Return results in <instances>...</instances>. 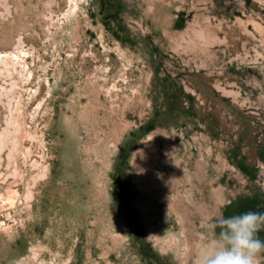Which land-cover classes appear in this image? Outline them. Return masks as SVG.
Instances as JSON below:
<instances>
[{
    "label": "rangeland",
    "instance_id": "obj_1",
    "mask_svg": "<svg viewBox=\"0 0 264 264\" xmlns=\"http://www.w3.org/2000/svg\"><path fill=\"white\" fill-rule=\"evenodd\" d=\"M15 45L0 264H190L218 210L264 211V0H0Z\"/></svg>",
    "mask_w": 264,
    "mask_h": 264
},
{
    "label": "clouds",
    "instance_id": "obj_2",
    "mask_svg": "<svg viewBox=\"0 0 264 264\" xmlns=\"http://www.w3.org/2000/svg\"><path fill=\"white\" fill-rule=\"evenodd\" d=\"M204 227L211 230V239L190 255V264H261L264 211L245 210L225 216L218 210Z\"/></svg>",
    "mask_w": 264,
    "mask_h": 264
},
{
    "label": "bare ground",
    "instance_id": "obj_3",
    "mask_svg": "<svg viewBox=\"0 0 264 264\" xmlns=\"http://www.w3.org/2000/svg\"><path fill=\"white\" fill-rule=\"evenodd\" d=\"M75 1V0H74ZM76 4V3H75ZM7 7V6H6ZM7 10H9V9H7ZM9 13V12H8ZM21 38H19L18 39V41L16 42V45H18L17 43L19 42V46L20 47H22L24 44H23V42L24 41H21L20 40ZM21 44H23L22 46H21ZM15 45V46H16ZM14 46V47H15ZM17 47V46H16ZM15 47V48H16ZM23 48V47H22ZM17 50H14V51H1L0 50V69L1 70H3V71H5V72H10V74H12L11 72L15 69V70H18L19 68H20V71L18 72V73H22L23 71H25V68L26 67H28V63H27V60L25 59V57H24V54H26V51L24 50V49H21V48H16ZM28 50V49H27ZM30 52V51H29ZM29 53H27V55H28ZM26 55V56H27ZM27 58H28V56H27ZM31 64V63H30ZM29 67H30V65H29ZM1 70H0V72H1ZM30 70V69H29ZM2 71V72H3ZM31 71V70H30ZM32 72V71H31ZM28 73V72H27ZM8 74V73H7ZM23 74V73H22ZM25 74V73H24ZM20 75V74H19ZM28 75V77H29V74H27ZM2 76H4V75H2ZM27 77V76H26ZM29 79V78H28ZM27 79V80H28ZM40 80V79H39ZM17 81V80H16ZM16 81H14V83L16 82ZM11 83V82H10ZM14 83L12 84V85H14ZM16 84V83H15ZM17 85V84H16ZM16 87V86H15ZM3 91H5L4 90V86H3ZM1 89V90H2ZM6 90H7V92H12L13 93V91H12V89L11 90H8L7 88H6ZM37 90V89H36ZM6 92V91H5ZM5 92H3L2 94H4ZM9 94V93H8ZM7 96V95H6ZM5 96V97H6ZM17 96V95H16ZM1 97V96H0ZM18 98V97H17ZM10 99V98H9ZM14 99V98H13ZM11 100V99H10ZM14 100H16V98L14 99ZM16 101H18V100H16ZM9 103H11V101L9 102ZM13 103H14V101H13ZM17 104H18V102H17ZM10 107V106H9ZM16 107V106H15ZM11 108V107H10ZM9 108V109H10ZM16 109V108H15ZM10 111H12V110H10ZM14 112V111H13ZM11 113V112H10ZM16 116H14L13 114H9V119L7 120V121H5V122H7L5 125V127H4V129L2 128V131L0 130V149H3L2 147H7L8 148V150H7V155H8V157H12V149L14 148L15 149V146L17 145V143H16V140L19 138V136L21 135V133H23L24 135H25V137H26V135H28L29 133H27L28 131L26 130H23L22 128H21V125L23 124V122H21L22 124L20 125L19 124V122L16 120ZM26 118V117H25ZM28 126V125H27ZM30 128V127H29ZM24 132H23V131ZM30 132V131H29ZM30 133H32V132H30ZM30 135V134H29ZM28 137V136H27ZM32 137H33V135H32ZM1 152V151H0ZM5 154V155H6ZM6 155V156H7ZM7 157V158H8ZM1 159V158H0ZM10 159V158H9ZM8 160V159H7ZM9 161V160H8ZM11 161V160H10ZM35 161V160H34ZM15 167V166H14ZM14 170L16 169V168H13ZM17 171V170H16ZM15 171V172H16ZM44 173V172H43ZM16 174V173H15ZM20 175V174H19ZM18 177V176H17ZM33 180V179H32ZM9 187V186H8ZM6 188V187H5ZM27 189V188H26ZM29 189H30V187H29ZM31 191V190H30ZM28 192H29V190H28ZM9 204L11 203V201L10 200H12L14 197H15V195L17 194V191L15 190V189H9ZM25 195H27V192H26V194ZM29 195V194H28ZM31 196H32V193H31ZM30 196V197H31ZM32 198V197H31ZM26 199V198H25Z\"/></svg>",
    "mask_w": 264,
    "mask_h": 264
}]
</instances>
